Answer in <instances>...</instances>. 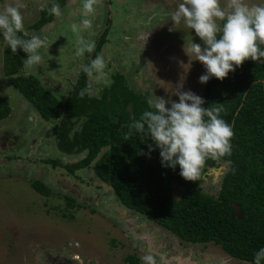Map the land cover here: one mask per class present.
<instances>
[{"label": "rangeland", "instance_id": "1", "mask_svg": "<svg viewBox=\"0 0 264 264\" xmlns=\"http://www.w3.org/2000/svg\"><path fill=\"white\" fill-rule=\"evenodd\" d=\"M53 1L20 0L30 38H47L40 49L42 66L30 67L25 60L21 74L39 79L57 98L67 96L90 59L92 52L76 56L78 37L96 44L104 30L106 40L99 55L106 60L107 76L89 77V94L99 95L118 72L132 89L147 92L149 98L168 99L178 87L202 96L205 84L199 77L205 68L186 52L192 41L202 47L203 42L183 21L175 27L171 21L181 0H97L92 26L79 32L71 26L84 18L83 0H67L60 17L54 16L40 30L31 29L41 5ZM15 2L0 0V10ZM225 4L221 0V6ZM5 43L0 36V95L11 108L8 117L0 120V264H129V256L143 264L141 257L149 254L155 264H179L177 258L181 264H251L229 256L213 242H182L125 208L111 186L97 178L92 165L73 175L51 165L50 159L73 163L84 153H62L52 134L57 121L42 119L9 83L2 68ZM171 98L178 101L177 96ZM228 169V162L208 168L198 188L216 197ZM35 180L44 183L50 194L36 191L31 185ZM173 184L178 198L183 188Z\"/></svg>", "mask_w": 264, "mask_h": 264}, {"label": "trees", "instance_id": "2", "mask_svg": "<svg viewBox=\"0 0 264 264\" xmlns=\"http://www.w3.org/2000/svg\"><path fill=\"white\" fill-rule=\"evenodd\" d=\"M54 2L62 8L67 0H54L40 9L31 29L40 30L53 20L48 9ZM106 32L97 38L87 64L101 52ZM25 58L26 53L19 49L12 53L5 43L4 75L42 119L57 121L52 134L62 153H84L73 163L50 159L51 165L70 175L92 165L97 178L111 186L125 208L159 224L182 242H213L229 256L252 264L254 252L264 247V60L248 59L222 81L211 78L205 84L203 107L223 103L221 116L233 127L232 153L220 160L208 159L202 177L188 181L179 175V166L175 170L161 166L158 149L149 157L150 137L133 130L126 138L128 125L149 110V95L132 89L122 73L112 75L99 95H91L87 92L89 76L81 70L67 96L59 99L36 77L21 74ZM10 112L8 101L0 95V120ZM222 162H228L229 169L218 195L204 193L198 187L208 168ZM174 181L183 188L177 199ZM31 185L41 194H50L41 181ZM69 201L73 203V199ZM127 260L137 264L134 256Z\"/></svg>", "mask_w": 264, "mask_h": 264}, {"label": "clouds", "instance_id": "3", "mask_svg": "<svg viewBox=\"0 0 264 264\" xmlns=\"http://www.w3.org/2000/svg\"><path fill=\"white\" fill-rule=\"evenodd\" d=\"M96 3L97 0H83L84 18L80 24L71 26L73 32L92 26ZM23 7L25 5L16 0L0 10V36L12 53L19 49L27 54L28 66H42L40 49L46 46L47 38L38 35L25 38L28 33L20 10ZM45 8L47 5L42 4L41 10ZM48 11L56 17L62 15L59 3H52ZM171 21L174 27L183 21L203 42L202 47L192 41L185 51L203 64L205 72L199 77L202 84L211 78L222 81L248 59L264 60V0L260 3L226 0L223 7L221 0H181L171 13ZM76 43L77 57L95 49L94 41H85L82 37H78ZM105 68L106 60L100 55L82 65L87 76L96 75L98 79L107 76ZM172 95L177 96L178 101L172 99ZM146 102L149 110L128 125L126 138L133 130L150 137L152 143L148 145L147 154L150 157L151 152L158 149L162 167L175 170L179 166L182 178L196 181L202 177L208 159L220 160L231 155L234 131L221 116L223 103L205 108L204 98L191 90L182 91L180 87L172 91L168 99L155 96ZM141 260L143 264H155L151 254L142 256ZM252 264H264V247L254 252Z\"/></svg>", "mask_w": 264, "mask_h": 264}, {"label": "water", "instance_id": "4", "mask_svg": "<svg viewBox=\"0 0 264 264\" xmlns=\"http://www.w3.org/2000/svg\"><path fill=\"white\" fill-rule=\"evenodd\" d=\"M262 88H263V92H264V78L262 79ZM174 186H177L178 184H177V182L175 181L174 182V184H173ZM182 193V192H181ZM180 196V195H179ZM178 196V197H179ZM177 199V198H176ZM176 260H178V261H180L181 259L180 258H177Z\"/></svg>", "mask_w": 264, "mask_h": 264}, {"label": "bare ground", "instance_id": "5", "mask_svg": "<svg viewBox=\"0 0 264 264\" xmlns=\"http://www.w3.org/2000/svg\"><path fill=\"white\" fill-rule=\"evenodd\" d=\"M76 258H78V257H76ZM181 263H182V261L180 260V261H179V264H181Z\"/></svg>", "mask_w": 264, "mask_h": 264}]
</instances>
